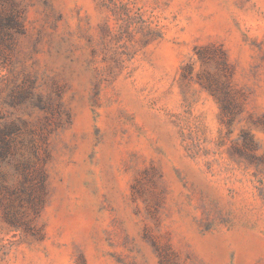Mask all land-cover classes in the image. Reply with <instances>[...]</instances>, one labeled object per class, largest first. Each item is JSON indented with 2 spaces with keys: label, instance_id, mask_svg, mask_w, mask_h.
Instances as JSON below:
<instances>
[{
  "label": "rangeland",
  "instance_id": "374dc122",
  "mask_svg": "<svg viewBox=\"0 0 264 264\" xmlns=\"http://www.w3.org/2000/svg\"><path fill=\"white\" fill-rule=\"evenodd\" d=\"M0 264H264V0H0Z\"/></svg>",
  "mask_w": 264,
  "mask_h": 264
}]
</instances>
